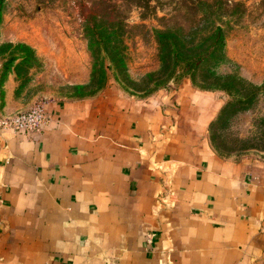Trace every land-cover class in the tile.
I'll return each mask as SVG.
<instances>
[{
	"label": "crops",
	"instance_id": "crops-1",
	"mask_svg": "<svg viewBox=\"0 0 264 264\" xmlns=\"http://www.w3.org/2000/svg\"><path fill=\"white\" fill-rule=\"evenodd\" d=\"M44 109L39 131L0 130V264H264V165L212 152L208 94Z\"/></svg>",
	"mask_w": 264,
	"mask_h": 264
},
{
	"label": "rangeland",
	"instance_id": "rangeland-1",
	"mask_svg": "<svg viewBox=\"0 0 264 264\" xmlns=\"http://www.w3.org/2000/svg\"><path fill=\"white\" fill-rule=\"evenodd\" d=\"M182 86L216 101L206 136L217 157L264 165V0L3 2L0 120L47 102L138 101ZM176 202L166 186L157 209Z\"/></svg>",
	"mask_w": 264,
	"mask_h": 264
},
{
	"label": "built area",
	"instance_id": "built-area-1",
	"mask_svg": "<svg viewBox=\"0 0 264 264\" xmlns=\"http://www.w3.org/2000/svg\"><path fill=\"white\" fill-rule=\"evenodd\" d=\"M49 120L50 117L45 112L43 105L12 118L0 120V126L3 128H12L18 133L28 134L41 130Z\"/></svg>",
	"mask_w": 264,
	"mask_h": 264
},
{
	"label": "trees",
	"instance_id": "trees-1",
	"mask_svg": "<svg viewBox=\"0 0 264 264\" xmlns=\"http://www.w3.org/2000/svg\"><path fill=\"white\" fill-rule=\"evenodd\" d=\"M50 1V0H48ZM4 0H0V22H1V14H2V5H3ZM146 5H147V0H146ZM140 7V6H139ZM213 41H215V43L213 45L218 46V53H220V58L222 59V52H223V47H224V39H223V34H222V30L221 28H216L214 31V34L212 35ZM220 47V48H219ZM221 60H219L220 62ZM197 71V69H193L192 70ZM195 74H192L193 78H194Z\"/></svg>",
	"mask_w": 264,
	"mask_h": 264
}]
</instances>
